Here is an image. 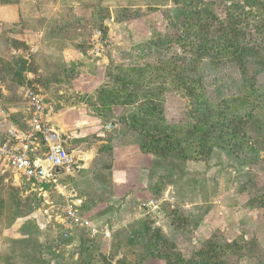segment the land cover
<instances>
[{
    "label": "rangeland",
    "instance_id": "1",
    "mask_svg": "<svg viewBox=\"0 0 264 264\" xmlns=\"http://www.w3.org/2000/svg\"><path fill=\"white\" fill-rule=\"evenodd\" d=\"M185 3L184 0H16L11 4H0V8L9 12L14 8L17 14L13 21H9L7 11L3 19L0 17V102L25 100L23 86L40 87L48 112L58 111L62 101L63 106L69 107L63 108L65 115L74 116L76 122L88 114L91 117L88 122H94L93 125L88 133L82 134L79 130L77 135L82 134L84 141L88 139L87 147L96 146L98 153L90 165L91 176L76 185L93 186L99 191L106 180L101 169H105L110 158V145L104 144L103 140L118 129L121 116L127 118L138 114L141 101L150 99L160 103L168 122H204L193 117L190 98L183 94L176 77L184 74L194 80L201 78L206 98L232 99L233 108H240L238 97L247 95L250 104L241 117L247 122L251 142L256 144V156L249 155V160L244 161V153L236 156L220 148L213 151V147L207 160H189L186 164L177 153H172L175 158L172 162L178 165L174 168L176 175L169 177L164 174L170 169H161L170 167L169 164L151 156L152 161L148 160V164L149 161L153 163L150 164L153 170L150 183L160 187L153 186L152 191L145 192L141 206L149 209L148 199L166 198L162 188L171 186L167 198L173 203L170 206L163 204L169 211L168 215L164 214L168 218L164 230L170 231L165 241L173 244L175 252L187 262L264 264V59L259 62L254 56L246 55L241 67L235 57L202 58L196 63L188 45L178 43V38L187 33L184 19L188 23H198L192 27L194 31L205 24L208 26L205 33L210 34L226 26V13L240 9L245 0H195L194 7L199 14L189 17L183 15ZM257 11L255 9L253 16L245 13L248 29L259 23L260 16L264 18V14ZM102 15L105 18L101 23L94 24ZM262 34L264 38V30ZM250 36L253 37L251 32L247 39ZM121 66H140L144 71L133 79L131 95L109 101L113 110L106 112L105 118L101 116L103 110L97 99L98 91L102 86L112 84L113 78L119 76L115 72ZM13 67L22 71L23 83L10 79ZM129 76L132 77V73ZM112 120L116 121V127L109 131L107 127ZM120 128L121 132L115 134L116 142L140 140L125 124ZM80 144L71 143L78 145L79 153L85 151L83 147L86 146V143ZM104 148L105 153L101 151ZM90 156L79 157L87 161ZM155 164L160 166L156 170ZM182 167L191 175L181 178ZM81 168V161H78L73 171L83 178L85 173ZM154 171L158 173L154 175ZM3 173L4 180L0 181V264H41L39 260L26 257L28 248L20 242L27 238L26 232L33 231L32 226L38 228L32 216L34 212L37 216L42 213L48 221L39 237L42 243L55 232L57 240L49 242L54 250L58 249V252L55 250L60 257L57 261L62 264L66 258L74 259V243L66 244V240L58 239L60 223L52 219L55 207L48 204L47 210L43 206L46 193L55 204L59 202L54 185L47 184L43 188L46 193L32 189L23 191L13 185L11 173L0 167V174ZM90 191L88 198L101 203L100 192L96 195ZM194 201L201 203L181 207L182 202L192 204ZM18 210L21 212L17 213ZM147 215L154 217V209ZM147 220L151 231L160 230L161 227H154V218ZM167 225L172 230L166 228ZM100 242L98 239L97 245ZM202 248L205 255L199 256L197 252ZM41 258L47 261L48 256L41 255ZM48 264L51 263L48 261Z\"/></svg>",
    "mask_w": 264,
    "mask_h": 264
},
{
    "label": "trees",
    "instance_id": "2",
    "mask_svg": "<svg viewBox=\"0 0 264 264\" xmlns=\"http://www.w3.org/2000/svg\"><path fill=\"white\" fill-rule=\"evenodd\" d=\"M14 1L16 0H0V4L7 5ZM184 3V17H189L191 14H199L194 7L195 0H184ZM255 9L258 10V14H261V12L264 14V0H245L244 5H240V9L232 13L229 11L226 13V16H228V24L226 26H221L210 34L205 33L208 27L205 24L200 25L194 31L192 27L198 23H188L184 19L183 26L187 33L178 38V43L180 46L188 45V51H190L196 63L201 61L202 58L218 59L235 57L241 67L244 64V57L246 55H252L260 62V59H264V38L262 34L264 30V18L260 16L259 23L252 24L251 29H248L249 24L245 23V19L247 18L245 13L253 16ZM104 18L105 15H102L94 24L101 23ZM240 23L244 24L239 26ZM250 32L253 34V37L250 36V39H247ZM258 37L261 39L258 40ZM250 41H252V44ZM12 65L9 64V66ZM107 69L109 71L110 67ZM143 71V68L140 66H121L118 68L115 73H119V76L113 78L112 84L104 85L98 91L99 95L97 99L102 105L103 110L101 116L103 115L106 118V112L113 110L110 108L109 103L111 99L131 95L133 92L131 88L134 82L133 79L141 76ZM10 72V79L12 81H16L19 84L24 82L21 70H15L13 67ZM131 73L132 77L129 76ZM58 79H62V77H58ZM175 79L178 86H181L183 89V94L190 98L189 104L193 117L203 119L204 122H168L165 119L162 105L156 101L145 99L138 104V114L128 116L127 118L125 116L120 117L126 127H129V131L140 137V140L134 143L140 146L142 152L159 157L173 168H177L178 163L175 165V162H172L175 159L172 153H177L178 157L184 161H204L208 159L213 147L230 151L236 156L244 153V156H242L244 161H247L246 159L249 160V155L256 156V144L251 142L246 127L247 122L241 117L246 111L245 107L250 104L247 95L238 97L241 100L240 108H233L231 104L232 99L224 100L221 98L218 101V97L216 100L206 98L202 90L203 84L201 78L194 80L181 74ZM67 82L69 84L70 81L68 80ZM102 93L103 95H101ZM4 175L5 173L0 174V181L4 180ZM43 186L46 188L47 184ZM28 188L29 184L23 183L22 190L24 191ZM96 204L97 202L87 200L85 205L86 212L93 209ZM105 210V208L99 209L91 214L90 217L101 215ZM20 212L18 210L17 213ZM32 229L33 231L26 232L27 238L20 240L28 248L26 257H29L32 261L34 259L36 261L39 260L41 264H48V261L41 258L44 243H42L39 237L40 234H43V231L36 226H32ZM145 233L148 236L145 240V247L148 251L147 255L154 254V250L157 249L156 244L159 243L163 244V250H158L156 253H158V256L164 258L167 264H194L192 261L187 262L180 254L176 253L173 244L162 240L158 230L151 231V227L147 226ZM74 238L77 240H74ZM98 238H90L89 232L81 228L74 231L67 238H63L61 233L58 236V239L66 240V244L74 243V252L72 254H77V258L75 260L72 257L70 264H94L95 247L97 246ZM54 239L57 240V238ZM212 249L215 251L214 247ZM203 251L204 248L199 250L197 254L199 256L205 255ZM214 251H211V253L213 254Z\"/></svg>",
    "mask_w": 264,
    "mask_h": 264
},
{
    "label": "crops",
    "instance_id": "3",
    "mask_svg": "<svg viewBox=\"0 0 264 264\" xmlns=\"http://www.w3.org/2000/svg\"><path fill=\"white\" fill-rule=\"evenodd\" d=\"M8 12L9 14V21H13L12 19H15L17 17L16 10L12 8V11H8V9L0 8V17L3 19L5 16L4 12ZM14 11V12H13ZM15 14H13V13ZM3 93V91L1 92ZM6 93V91H5ZM22 101L14 102H0V144L5 142L7 137V128H11L13 130H20L25 127V122L28 117V107L26 105V101L21 99ZM60 106L58 107V111L55 113H51L47 111L48 114V120L50 123V127L52 128L54 134L57 136L58 141L60 144L65 147L66 149H72L75 150L76 153L78 152V145L72 146L71 143L74 141L75 143H86V146L83 147L85 151L78 152V156L82 157L86 155V158L89 157L90 159L87 161H84L82 158H80L81 161V170L85 173L84 177H81V174L77 175V173H74V171L71 172V174H63L59 177V185L65 186L67 188L74 187L82 196L86 198V200H90L88 192L91 191L96 194L100 195L98 196L101 201V203H98L93 207V209L89 210L87 213L89 215L95 213V211L99 209H104L105 211L98 216H92L93 218L98 219V221L107 224L109 229L111 230V237L110 238H103L102 236L98 239L102 242L99 243L95 247V256H94V264H167L164 258L158 256L156 252L158 250H163V244H156V250H154V254L147 255L148 251L145 247V240L148 237L145 233V228L148 225V220H152L154 218V227H161L160 230H158L159 236L162 240H168L166 235H170V231L164 230V225L167 222V217H164L169 214V211L164 209V205L170 206L173 203L170 201L169 198H167V195L169 194V187L162 188V193L166 198L159 199H148L146 203L151 202V206H149V209H145L141 206L142 196L146 192V194L149 193V191H152L153 186L160 187L159 184L155 185L154 182L150 183L151 176H152V166L148 160L152 159L151 156H154L150 153H144L141 151L140 146L133 141L127 142V143H120L116 142V135L117 133L121 132V128L124 123L121 119L118 120V129L115 132H111L109 138L106 137L105 140H103V143H109V162L105 166V169H101L103 177L106 179L103 181L101 187L102 190L97 191L96 188L93 186L84 185L83 187H78L76 184L82 179H86L91 176V171L93 170L90 165L93 161L94 156L98 153V148L96 146H88L87 147V140L84 141L82 138L83 133H88L89 127L93 125L94 122H88L91 118L88 114L83 115V118L81 121L76 122V118L74 116H68L65 115L64 107L69 108L67 106L62 105V101L60 102ZM74 107H71L72 109ZM111 120V119H110ZM86 121V122H85ZM91 121V119H90ZM113 121V120H112ZM109 122V121H108ZM116 122V121H114ZM83 131L82 134L77 135V131ZM116 134V135H115ZM80 137V138H79ZM85 137V136H83ZM80 144V146H81ZM71 146V147H68ZM105 147V146H104ZM45 150V146L41 145L39 148L35 149V152L37 154H41ZM219 150L218 147H214L213 151ZM105 153V148L101 150ZM84 158V157H83ZM200 162V161H199ZM151 164V165H150ZM157 164V163H156ZM154 165V170L157 169L158 165ZM186 164L188 162L186 161ZM160 166H158L159 168ZM161 169H170L166 171L167 172L164 175L175 176V171L173 167H161ZM186 168H182V170L179 172L181 174V178L184 176L191 175V173L184 172ZM7 171V170H6ZM100 171V170H99ZM9 172V171H8ZM79 172V171H78ZM105 173V174H104ZM158 171H154V175L157 174ZM185 173V174H184ZM10 174V172H9ZM12 177V175L10 174ZM10 177V178H11ZM64 180L63 179H67ZM151 178V179H150ZM13 181V178H11ZM29 184L28 189L32 190H38L42 191L43 193H46L43 188L44 184H48L53 186L57 192L58 195V201H60V195L59 190L55 183L51 181H44V182H36L34 186L31 183ZM43 184V185H42ZM16 185V184H13ZM17 186V185H16ZM19 187V186H18ZM23 185L20 187L22 190ZM52 188V187H50ZM28 189H25L24 191H27ZM156 188H154L155 190ZM171 193V192H170ZM44 202L43 206L47 207L49 204L50 206L58 205L53 202V199H51L50 194L43 195ZM213 200V199H212ZM93 201V200H92ZM212 202V201H211ZM165 203V204H164ZM200 201H194V203L191 204V202L185 203L182 202L181 207L186 208L191 205H198L200 204ZM212 203H215L214 200ZM102 204V205H100ZM164 204V205H163ZM188 205V206H187ZM49 206L47 207L48 210ZM151 208V209H150ZM97 209V210H94ZM154 209V217L151 218L147 215V213ZM40 210L38 209V212ZM41 212V211H40ZM34 212L32 214L33 219L35 218L36 224L38 228L44 232V229L47 227V219L43 216L42 213H40L39 216L35 214ZM150 216L152 214H149ZM162 215V216H160ZM170 216V215H169ZM26 216H24L25 218ZM165 221V222H164ZM168 229L172 230V227L167 225ZM50 236L52 238H50ZM49 238L45 240L44 245L42 247V254L47 255L48 259L51 264H60L57 260L60 258L55 250L58 252V249L54 250V247L51 245V242H49L51 239H54L55 232L50 234ZM74 240H77L74 238ZM53 241V240H52ZM167 242V241H166ZM67 246V245H66ZM68 247V246H67ZM68 249V248H66ZM77 255H75L76 259ZM71 260V259H70ZM69 258H66V260L63 261L62 264H70Z\"/></svg>",
    "mask_w": 264,
    "mask_h": 264
},
{
    "label": "built area",
    "instance_id": "4",
    "mask_svg": "<svg viewBox=\"0 0 264 264\" xmlns=\"http://www.w3.org/2000/svg\"><path fill=\"white\" fill-rule=\"evenodd\" d=\"M23 86L22 92L28 107L25 127L20 130L7 128L8 139L0 144V167L13 176L12 183L21 187L23 183L51 181L59 190L60 201L54 205L52 219L60 223L63 238L69 237L77 229H86L90 238H110L107 224L90 217L85 210L86 198L74 187L59 185V177L71 174L74 165L80 161L75 150L63 147L54 134L47 114L45 96L41 88ZM41 145L45 150L35 152ZM146 203V205H150ZM77 255V254H76Z\"/></svg>",
    "mask_w": 264,
    "mask_h": 264
},
{
    "label": "water",
    "instance_id": "5",
    "mask_svg": "<svg viewBox=\"0 0 264 264\" xmlns=\"http://www.w3.org/2000/svg\"><path fill=\"white\" fill-rule=\"evenodd\" d=\"M116 127V123L114 121L109 122L108 124V130L111 131L112 129H114Z\"/></svg>",
    "mask_w": 264,
    "mask_h": 264
}]
</instances>
